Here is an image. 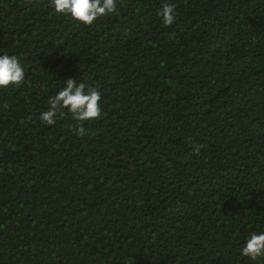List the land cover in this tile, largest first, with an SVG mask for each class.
<instances>
[{"label":"trees","instance_id":"obj_1","mask_svg":"<svg viewBox=\"0 0 264 264\" xmlns=\"http://www.w3.org/2000/svg\"><path fill=\"white\" fill-rule=\"evenodd\" d=\"M5 52L27 81L0 89V264H264L241 255L264 231V0H117L92 26L0 0ZM69 78L102 97L83 137L40 119Z\"/></svg>","mask_w":264,"mask_h":264},{"label":"clouds","instance_id":"obj_2","mask_svg":"<svg viewBox=\"0 0 264 264\" xmlns=\"http://www.w3.org/2000/svg\"><path fill=\"white\" fill-rule=\"evenodd\" d=\"M29 5L39 6L42 0H25ZM50 6L56 14L69 17L78 25L92 26L99 18L117 13V0H49ZM158 16L165 27H171L175 22V5L165 3ZM27 80L25 70L16 55L7 52L0 55V89L21 87ZM66 87L52 95L48 100L49 108L40 115L46 126H53L57 118H62L67 110L77 125L72 129L80 137L86 135V122L99 119L102 115L101 93L83 81L69 78L64 81ZM7 107V106H6ZM203 145H193L195 154H199ZM241 255L256 261L264 258V231L250 233ZM129 264H134L130 259Z\"/></svg>","mask_w":264,"mask_h":264}]
</instances>
